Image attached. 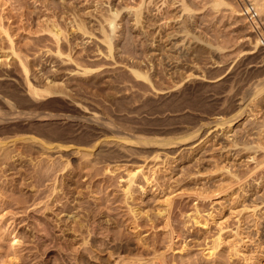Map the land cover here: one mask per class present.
Returning <instances> with one entry per match:
<instances>
[{"label": "rangeland", "instance_id": "1", "mask_svg": "<svg viewBox=\"0 0 264 264\" xmlns=\"http://www.w3.org/2000/svg\"><path fill=\"white\" fill-rule=\"evenodd\" d=\"M258 1L264 6V1ZM241 15L236 0H0V100L15 103L21 98L31 99L25 87L29 83L42 90L51 86L53 89H48L53 96L43 94L39 103H52L53 109L61 107L58 113L64 115L89 118L90 124L99 119L121 135L133 137L123 144L110 134L92 148L89 135H77L59 139L64 148L55 150L52 144L58 142L44 145L28 140L31 133L18 131L20 126L13 127V133L0 128V264H53L58 254L66 262H74L68 260L72 255L58 248H37V239L42 236L30 226L33 218L45 214L43 203L50 183L60 181L57 172L50 177L55 178L38 183L36 166L40 163L45 168L50 162L65 165L66 161L73 182L82 183L78 199L87 209L99 210L101 225L119 235L117 241L104 237L105 243L115 241L107 245V251L122 245L118 254L124 258L128 253L123 248L129 244L128 248L138 250L129 253L132 259L141 255L148 260L171 247V254L167 251L163 255L174 264H264V53L257 43L259 34L264 36V13L258 12L259 33H254ZM111 18L116 28L113 32L108 25ZM1 30L6 31L11 44ZM57 30L62 34L53 38L49 32ZM103 33L110 34L109 39L106 36L111 42L110 54L108 41L105 45L102 42ZM10 45L14 55L9 53ZM83 68L88 73L83 74ZM135 71L142 77H135ZM242 97L241 106H235ZM4 110L0 108V112ZM185 133L192 135L188 138ZM147 136H163L172 143L166 147L136 143V139ZM98 145L116 155L114 160L96 163L93 156L82 159L80 152L85 154L89 149L93 153ZM156 153L157 159L149 158ZM138 166L148 177V184H144L147 195L142 199L149 205L135 204L144 207L143 211L147 208L146 214L154 221L147 222L141 216L134 230L123 205L122 188L128 170ZM167 192L175 196L168 221L164 213L153 214L163 212L160 197ZM151 193L161 201L153 204ZM169 234L173 237L171 245L167 242L171 240ZM13 236L18 245H11ZM139 237L147 242L149 251L135 247ZM213 244L218 246L217 253L209 256ZM106 256L104 253L102 259L110 264L112 260Z\"/></svg>", "mask_w": 264, "mask_h": 264}, {"label": "bare ground", "instance_id": "2", "mask_svg": "<svg viewBox=\"0 0 264 264\" xmlns=\"http://www.w3.org/2000/svg\"><path fill=\"white\" fill-rule=\"evenodd\" d=\"M222 1V0H221ZM244 1V3H245V5L246 6H253L255 9H256V7H257V4H258V0H243ZM262 2L264 1V0H261ZM200 3V2H199ZM178 4V3H177ZM225 4V3H224ZM259 7H258V9H259V11L258 12H260V14H262V13H264V6H261V3L259 2ZM199 5V4H198ZM214 5H215V3H214ZM220 5H221V3H220ZM229 5V4H228ZM231 5V4H230ZM263 5H264V2H263ZM208 6V5H207ZM211 6V5H210ZM209 6V7H210ZM215 7V6H214ZM211 9V8H210ZM229 9V8H228ZM232 9V8H231ZM211 11H213V10H211ZM114 12V11H113ZM113 12H112V14H113ZM256 12H257V10H256ZM257 12V13H258ZM118 13V12H117ZM138 13V12H137ZM140 13V12H139ZM190 13V12H189ZM111 14V15H112ZM231 14H233V13H231ZM234 14H235V12H234ZM240 14H242V13H240ZM99 15V14H98ZM136 15V14H135ZM236 15H238V14H236ZM243 15H245V14H242L241 16H243ZM110 16V15H109ZM116 16V14L113 16V17H115ZM139 16V15H138ZM184 16V15H183ZM108 17V16H107ZM180 18V17H179ZM260 18V17H259ZM112 19V18H111ZM109 20L108 21V25L111 27V31H109V32H113V30L115 29L116 30V28H114V22H113V19L112 20ZM221 19H222V17H221ZM106 20V19H105ZM104 20V21H105ZM115 20V19H114ZM188 20V19H187ZM84 21V20H83ZM178 21V20H177ZM200 21V20H199ZM107 22V21H106ZM219 22V21H218ZM237 23V22H236ZM106 24V23H105ZM215 24V23H214ZM100 25V24H99ZM77 26V25H76ZM107 26V25H106ZM108 26V27H109ZM53 27H54V24H53ZM102 27V26H101ZM47 28V27H46ZM51 28H52V26H51ZM55 28V27H54ZM103 28H104V26H103ZM213 28V27H212ZM56 29V28H55ZM81 29V28H80ZM82 29H84V28H82ZM110 29V28H109ZM108 29V30H109ZM113 29V30H112ZM193 29V28H192ZM195 29V28H194ZM229 29V28H228ZM51 30H53V28L51 29ZM101 30H102V28H101ZM185 30V29H184ZM2 32H3V34H5V37H7V41L11 44L12 42H11V40H10V37L7 35V33H6V31L5 30H1ZM45 31H47V30H45ZM50 31V30H49ZM48 31V32H49ZM103 31H104V33H106V31L103 29ZM103 31H101L100 33H102ZM53 32V34L51 35V36H53V38L54 37H60V35L62 34L61 33V31L59 32L58 30L57 31H55L56 33H54V31H51V32H49L50 34ZM171 32V31H170ZM184 32H186V31H184ZM188 32V31H187ZM103 33V34H104ZM182 33V32H181ZM240 33V32H239ZM103 34H101L102 36H103ZM65 35V34H64ZM105 35V34H104ZM110 35V34H106L105 35V37L103 36L102 38V42L104 43V41L106 42V41H108V42H106V44H107V50L109 51V54H110V51H111V42H109V40H107V39H109L110 37H108V36ZM181 35V34H180ZM187 35V34H186ZM91 36V35H90ZM106 36L108 37L107 39H106ZM209 37H211V36H209ZM233 37V36H232ZM105 38V39H104ZM113 39V38H112ZM248 39V38H247ZM53 40H55L56 41V39H53ZM196 40V39H195ZM249 40V39H248ZM58 41V40H57ZM65 41V40H64ZM224 42V41H223ZM256 42H257V40H256ZM55 43H57V42H55ZM82 43V42H81ZM141 43V42H140ZM200 43V42H199ZM257 43H259V42H257ZM256 43V44H257ZM110 44V45H109ZM182 44V43H181ZM196 44V43H195ZM104 45H105V43H104ZM204 45V44H203ZM207 45V44H206ZM12 45H10V49L11 50H9V51H11V52H9V53H11V55L13 54L14 55V52L12 53V51H13V49H12V47H11ZM216 46V45H215ZM211 47V46H210ZM217 47V46H216ZM226 47V46H225ZM254 47V46H253ZM235 48V47H234ZM206 49V48H205ZM182 50V49H181ZM48 51V50H47ZM58 51V50H57ZM262 53H264L262 50H260ZM85 52V51H84ZM99 52V51H98ZM221 52H222V50H221ZM251 52V51H250ZM55 53H57V52H55ZM8 54V53H7ZM15 54H17V53H15ZM58 54V53H57ZM53 55H55V54H53ZM61 55V54H60ZM67 55V54H66ZM105 55V54H104ZM136 55V54H135ZM139 55V54H138ZM15 57H16V55H15ZM20 57V56H19ZM8 58V57H7ZM18 58V57H17ZM59 58V57H58ZM25 59H27V58H25ZM67 59V58H66ZM234 59V58H233ZM17 60V59H16ZM68 60H69V58H68ZM20 61V60H19ZM6 62V61H5ZM146 62V61H145ZM224 62V61H223ZM19 63H21V62H19ZM216 64V63H215ZM258 64V63H257ZM20 65V64H19ZM23 64L21 63V65L20 66H22ZM26 65V64H25ZM68 65V64H67ZM134 66V65H133ZM190 66V65H189ZM23 67V66H22ZM151 67V66H150ZM230 67V66H229ZM23 70L25 69H27V68H22ZM54 69V68H53ZM86 69V68H85ZM84 68H83V70H81L82 72L84 71L85 73H88V70L86 71ZM75 70V69H74ZM76 71V70H75ZM91 71V70H90ZM131 71V70H130ZM133 71V70H132ZM263 71H264V68H263ZM27 72V71H26ZM25 72V73H26ZM84 72H83V74H84ZM81 73V72H80ZM90 73V72H89ZM140 73V72H139ZM138 72H133V74H134V76L136 75L137 77H142V75L141 74H139ZM184 73V72H183ZM264 73V72H263ZM23 74V73H22ZM52 74V73H51ZM82 74V75H83ZM27 75V74H26ZM26 75H25V78H28V77H26ZM46 76V75H45ZM135 76V77H136ZM170 76V75H169ZM186 76V75H185ZM179 77V76H178ZM188 77V76H187ZM143 78H144V76H143ZM146 78V77H145ZM11 79V78H10ZM27 80V79H26ZM26 80H25V82H26ZM215 80V79H214ZM15 81V80H14ZM136 81V80H135ZM149 81V80H148ZM213 81V80H212ZM28 82V81H27ZM26 82V83H27ZM256 82H258V81H256ZM28 84V83H27ZM48 84V83H47ZM62 84V83H61ZM242 84V83H241ZM53 85V84H52ZM151 85V84H150ZM37 86V85H36ZM46 86V85H45ZM256 86V85H255ZM254 86V87H255ZM25 87H28V92L26 93V94H28L29 93V96H31V99H26V98H21V99H19V100H15L16 102L15 103H13V102H11V101H9V100H6V98H5V100L3 99V101H1L0 100V108H5V110H4V112H0V128H4V129H6L7 131H9L10 133H13L15 130H14V128L13 127H19L20 126V129H18V131H23V132H28V133H31V134H29V137L27 138L28 140H32V141H41L44 145H51L52 143H54V142H58L57 144H56V146L54 145V144H52V146L54 147V149L56 148V149H62V148H64L63 146H61L62 144V142L63 141H61V140H59V139H67V138H70L71 136H77V135H80V136H87V135H89L90 136V139H91V141L93 142H90L92 145H90V143H89V146H91L92 148H95L96 147V145L97 144H99L98 143V140L99 139H101L102 140V138L103 137H106V136H110V134L112 135V137H113V139H115V140H117V142H121V143H123L124 144V142H125V144H126V142H130V139L131 138H133V137H129L130 136V134H128L129 136V138H127L124 134H122L121 135V133H118V132H116V131H114V130H112L110 127H111V125L109 126H107L106 124H108L107 122H106V124H105V122L103 121V123H99L98 121H100L99 119H98V121L96 122V121H92V123L90 124V122H91V120L88 118V121H90L89 123H88V121H86V119L85 118H82V116H80V118L79 117H74V116H68V113H66L67 115H64V114H61V113H58V111H60L61 110V107L59 108H54L53 109V105H52V103H39V100H40V98L42 99H44V97H42V96H44L43 94H46L47 96L49 95V97H50V95L53 93V92H50L49 91V89L48 88H52L51 86L49 87H44V89L42 90V89H40V88H35L34 87V85H33V87H32V85L30 86V83H29V85H27V86H25ZM39 87V86H38ZM217 88V87H216ZM40 89V90H39ZM53 89V88H52ZM228 89V88H227ZM56 90V92H57V89H55ZM54 90V91H55ZM248 90V89H247ZM250 90V89H249ZM254 90V89H253ZM262 90V89H261ZM52 91V90H51ZM60 91V90H59ZM252 91V90H251ZM250 91V92H251ZM55 92V93H56ZM61 93V92H60ZM59 94V93H58ZM56 95V94H55ZM61 95H63V93L61 94ZM65 95V94H64ZM248 95V94H247ZM250 95V94H249ZM52 96H53V94H52ZM143 96V95H142ZM46 97V96H45ZM63 97V96H62ZM67 97V96H66ZM226 97V96H225ZM225 97H224V100H225ZM2 98V97H1ZM239 99V103H236L235 104V106H237V107H240L241 106V103L243 102V97L242 98H238ZM237 101V100H236ZM226 102V101H225ZM72 104V103H71ZM57 105V104H56ZM81 105V104H80ZM243 105V104H242ZM2 106V107H1ZM69 106V105H68ZM247 106V105H246ZM18 108H21V109H25V110H27V112H25V111H22V112H19V111H17V109ZM65 108V107H64ZM82 108H84V107H82ZM3 110V109H2ZM19 110V109H18ZM36 110L37 111H39V110H41L42 112H39L38 114H35L36 113ZM85 110V109H84ZM34 111H35V113H34ZM44 111V112H43ZM45 111H47V112H45ZM238 111V110H237ZM87 112V111H86ZM224 112V111H223ZM34 113V114H33ZM240 114V113H239ZM79 115V114H78ZM182 115V114H181ZM93 117V116H92ZM106 117V116H105ZM236 117H238V116H236ZM235 117V118H236ZM96 118V117H95ZM148 118V117H147ZM85 119V120H84ZM94 119V118H93ZM218 119V118H217ZM233 119V118H232ZM53 121H55L54 123H52ZM56 121H57V123H56ZM102 121V120H101ZM87 122V123H86ZM201 122V121H200ZM232 123H233V120L231 121ZM247 122V121H246ZM248 123V122H247ZM113 124V123H112ZM122 124V123H121ZM128 125V124H127ZM130 125V124H129ZM199 125V124H198ZM118 126V125H117ZM149 126V125H148ZM184 127H186V126H184ZM149 128V127H148ZM155 128V127H154ZM159 128V127H158ZM162 128V127H161ZM195 128V127H194ZM197 128V127H196ZM195 128V129H196ZM199 128V127H198ZM220 128V127H219ZM119 128H116V130H118ZM194 129V130H195ZM240 129V128H239ZM197 130V129H196ZM2 131V130H1ZM239 131V130H238ZM254 131V130H253ZM119 132H121V131H119ZM191 132V131H190ZM189 132V133H190ZM193 132H196V131H193ZM256 132H257V130H256ZM16 133H17V131H16ZM76 133V135H74ZM108 133H109V135H108ZM192 133V132H191ZM107 134V135H106ZM186 135H187V133H185ZM207 134V133H206ZM234 134V133H233ZM7 135V134H6ZM5 135V136H6ZM21 135H23V134H21ZM31 135H35V136H31ZM190 135H192V134H190ZM190 135H187L188 136V138H189V136ZM237 135V134H236ZM2 136H4V135H2ZM1 136V137H2ZM14 136V135H13ZM24 136V135H23ZM80 136H79V138H80ZM83 136V137H84ZM134 136V135H133ZM153 136V135H152ZM187 136H185V137H187ZM203 136V135H202ZM21 137V136H20ZM151 137V136H150ZM232 137V136H231ZM16 138H17V136H16ZM44 138L46 139V140H44ZM78 138V137H77ZM141 138V137H140ZM136 139V140H138V142H136L137 144H142V145H150L151 144V146L152 145H154V146H156V147H166V146H168V145H170L172 142H170V140H167V139H164V137L162 136V138H161V136L158 138H154V137H152V138H149L148 136L145 138V137H143L142 139ZM149 138V139H148ZM166 138V137H165ZM174 138V137H173ZM180 138H181V136H180ZM184 138V137H183ZM8 139V138H7ZM26 139V140H27ZM38 139V140H37ZM65 139V140H66ZM75 139V138H74ZM74 139L72 140V142L74 141ZM104 139V138H103ZM200 139V138H199ZM1 140V139H0ZM17 140V139H16ZM21 140V139H20ZM61 141V142H59V141ZM87 140H89V139H87ZM135 140V141H136ZM180 141L182 140V139H179ZM185 140V139H184ZM204 140V139H203ZM215 140V139H214ZM246 140V139H245ZM70 141V140H69ZM75 141H76V139H75ZM78 141H80V140H78ZM85 141V140H84ZM104 141V140H103ZM232 141V140H231ZM3 142V141H2ZM16 142V141H15ZM66 142V141H65ZM86 142V141H85ZM101 142V141H100ZM115 142V141H114ZM183 142V141H182ZM199 142V141H198ZM197 142V144H193L192 145V148H194V147H196L199 143ZM254 142V141H253ZM256 142V141H255ZM4 143V142H3ZM64 143V142H63ZM67 144H68V142H66ZM65 143V144H66ZM80 143V142H79ZM82 143H83V141H82ZM102 143V142H101ZM121 143H120V145H121ZM178 143H180V142H178ZM196 143V142H195ZM234 143H236V142H234ZM70 144V143H69ZM68 144V145H69ZM74 144H76V142H73V145ZM85 144V143H84ZM181 144V143H180ZM243 144V143H242ZM87 145V144H86ZM2 146V145H1ZM43 146V145H42ZM70 146H72V144L70 145ZM77 146V145H76ZM88 146V145H87ZM123 146V145H122ZM69 147V146H68ZM82 147V146H81ZM90 147V150L92 149ZM137 147V146H136ZM148 147V146H147ZM249 147V146H248ZM247 147V148H248ZM256 147V146H255ZM12 148V147H11ZM77 148H78V146H77ZM189 148V147H188ZM32 149V148H31ZM49 149H51V151L53 150L52 148H48V151H49ZM55 149V150H56ZM81 149V148H80ZM122 149V148H121ZM121 149H118V150H120L121 151ZM152 149V148H151ZM174 149V148H173ZM234 149V148H233ZM245 149V148H244ZM251 149V148H250ZM45 150H47V149H45ZM67 150V149H66ZM93 150V149H92ZM140 150V149H139ZM222 150H224V149H222ZM229 150V149H228ZM54 151V150H53ZM58 151V150H57ZM57 151H55V153L57 152ZM123 151V150H122ZM143 151V150H142ZM1 152V151H0ZM47 152V151H46ZM80 152V151H79ZM107 151H105V150H103L102 148H101V145L99 146L98 145V147L96 148V150H94V152L92 153V151H89V149H88V151H85V154L83 153V152H80V153H82V159H84V157L87 159L88 157H92L93 156V161H96V163L97 162H100V160L102 159H105V160H108L109 161V159H113V157H115V156H112L113 155V153H112V155L110 154V152L109 153H106ZM59 153V152H58ZM144 153V152H143ZM149 153V152H148ZM12 154V153H11ZM21 154V153H20ZM29 154V153H28ZM92 154V155H91ZM109 154V155H108ZM142 154V153H141ZM150 154V153H149ZM40 155V154H39ZM125 155V154H124ZM168 155V154H167ZM187 155V154H186ZM204 155V154H203ZM30 156V155H29ZM59 156H60V154H59ZM137 156V155H136ZM159 156V154L158 153H156V154H151V156H149V158L151 157V158H153V159H155L156 157H158ZM60 157H62V156H60ZM148 157V156H147ZM164 157H165V155H164ZM47 158V157H46ZM57 158H59V157H57ZM139 158V157H138ZM60 159V158H59ZM91 159V158H90ZM110 160V161H113V160ZM140 159V158H139ZM157 159V158H156ZM11 160V159H10ZM92 160V159H91ZM90 160V161H91ZM118 159L116 158L115 159V162L117 161ZM123 160H124V158H123ZM145 160V159H144ZM44 161V160H43ZM48 162V160H46L45 159V161L44 162ZM55 161V160H54ZM60 161V160H59ZM92 161V162H93ZM195 161H196V159H195ZM263 162H264V160H262ZM36 162V161H35ZM40 162L42 163V160H40ZM89 162V161H88ZM102 162V161H101ZM104 162V161H103ZM199 162V161H198ZM208 162V161H207ZM262 162V163H263ZM49 163V162H48ZM47 163V164H48ZM66 164L64 165V163L62 162H60L59 164L61 165H63V167H62V165H61V167L59 168V164L58 163H54V162H50L47 166H45V168H43L44 166H42V165H40V163H38V165L36 166L37 168H36V170H35V174H36V179H38L39 181H38V183L40 182H42L44 179H52V178H50L51 176H52V173H56L57 174V172H60V181H56V179H53L52 181H53V183L51 182L50 184V192H49V194H47V196H45L46 197V201L44 200V203H43V208H44V210H45V214L43 215V216H41V217H39V218H33V220L31 221V225L30 226H32V228L33 229H35V231H36V233L37 234H41V235H39V237L40 236H42V237H40L39 239H37L38 241H39V244H38V247L37 248H42L43 247V250H44V248H47V249H51V248H58L57 250L59 251H61L62 253H67V255H68V253H69V255L71 256L72 255V257H70V259H68V260H72V261H74V262H72V264H106V262L104 263V258L102 259V257H103V254L105 253V256L107 257V260L109 259H111L112 260V262H110V264H132V263H134V264H146V263H148L147 261L150 259V262L152 261L153 263L154 262H157L156 264H174L171 260V262L169 261L168 262V258H166V260H165V258H164V255H165V252L167 253V251H169V254H171L170 253V250H173V249H171V247H166L165 248V250L168 248V250H166V251H163L164 252V255H163V252H162V254L161 255H159V256H155L153 259L155 260H151L152 258H149L148 260L146 259V260H144L145 259V257L142 259V257H140L141 255L140 254H137V255H140V256H136V258H135V256H133V258L134 259H132L130 256H129V253L131 254V251H134L133 253L135 254V249L134 248H132L131 246H129V248H128V242H127V244L128 245H126V241H125V244H123L125 247L123 248L124 249V251H126L128 254L124 257V258H122V257H120L119 256V254H118V248L120 249V248H122V245H120L121 247H118V248H114V249H112V248H109L110 249V251H107V245L108 244H110L111 243V241L112 240H118V238H119V235H117V233H114V231L113 232H110L109 231V228H108V226L105 228V227H103L102 225H101V223H100V221H99V217H102L103 215H102V213L98 210V211H96V210H94V209H87L88 207L86 206V207H84V201L82 202L80 199H78V197H77V195H80L81 194V189L79 190V188H80V186L82 185V183H81V185H79L78 184V182L76 183V182H73V177L71 176L72 175V171L70 170V169H68V168H71V167H68L69 166V163L66 161L65 162ZM123 163V162H122ZM203 163V162H202ZM44 164V163H43ZM57 164H58V166H57ZM92 164V163H91ZM103 164V163H102ZM106 164V163H105ZM193 164V163H192ZM199 164V163H198ZM259 164H261V162H259L258 163V165ZM46 165V164H45ZM89 165V164H88ZM95 165V164H94ZM113 165V164H112ZM200 165V164H199ZM263 166H264V164H262ZM105 166V165H104ZM187 166V165H186ZM257 166V165H256ZM88 167V166H87ZM93 167V166H92ZM108 167V166H107ZM124 167V166H123ZM134 167V166H133ZM259 167H261V166H259ZM258 167V168H259ZM79 168V167H78ZM86 168V167H85ZM42 169H44V170H42ZM80 169V168H79ZM81 169H82V167H81ZM107 169V168H106ZM113 169H114V166H113ZM217 169V168H216ZM220 169V168H219ZM87 170V169H86ZM90 170V169H89ZM115 170V169H114ZM117 170V169H116ZM162 170V169H161ZM196 170V169H195ZM79 171V170H78ZM83 171V170H82ZM105 172L104 173H113L112 171H109V170H104ZM203 171V170H202ZM254 171V170H253ZM264 171V170H263ZM32 172H33V170H32ZM76 172V171H75ZM88 172V171H87ZM145 172L146 171H143V169L142 168H140V166H138V167H136L135 169H132V170H128V172H127V174H126V180L124 179V186H123V188H122V195H123V202H124V204L123 205H126L127 206V210H128V215H129V217H130V222L129 223H132L133 224V226H131V227H134V225H135V227L133 228L134 230H136V228L138 229V226L140 225V223H139V219L141 218V216H142V218L144 217V218H146V219H148V220H146L147 222L149 221V222H151L152 220H151V218H153L154 219V217H151V218H149L150 216L149 215H147L146 214V209H145V211H143V209H144V207L143 208H141V206L140 205H138V203H137V205L135 204V202H139L141 205H146V203H147V205H149L148 204V202L146 201H144L143 199H142V196H144L145 194H146V192H147V190H146V192H145V189H146V187H144L146 184H148V177H147V175L145 174ZM163 172V171H162ZM171 172V171H170ZM185 172H186V170H185ZM212 172V171H211ZM222 172V171H221ZM232 172V171H231ZM30 173H31V171H30ZM34 173V172H33ZM86 173V172H85ZM159 173V172H158ZM213 173V172H212ZM253 173V172H252ZM24 174V173H23ZM59 174V173H58ZM82 174V173H81ZM102 174V173H101ZM114 174V173H113ZM201 174V173H200ZM209 174H211V173H209ZM232 175V174H231ZM114 176V175H113ZM82 177V176H81ZM90 177V176H89ZM233 177V176H232ZM55 178V177H54ZM83 178H84V176H83ZM88 178V177H87ZM119 178V177H118ZM165 178V177H164ZM192 178V177H191ZM119 179H121V178H119ZM237 179V178H236ZM59 180V179H58ZM110 180V179H109ZM109 180H105V181H109ZM112 180V179H111ZM183 180V179H182ZM37 181V180H36ZM47 181V180H46ZM81 181V180H80ZM80 181H79V183H80ZM119 181H121V180H119ZM244 181V180H243ZM25 182V181H24ZM23 182V183H24ZM50 182V181H49ZM104 182V181H103ZM150 182V181H149ZM169 182V181H168ZM176 182V181H175ZM28 183V182H27ZM31 183V182H30ZM73 183H75V187H72V185H73ZM111 183V182H110ZM235 183V182H234ZM233 183V184H234ZM25 184H26V182H25ZM106 184V183H105ZM119 184V183H118ZM145 184V185H144ZM221 184V183H220ZM227 184V183H226ZM27 185H29V186H31L29 183L27 184ZM36 185V184H35ZM34 185V186H35ZM39 185H41V184H39ZM110 185V184H109ZM169 185V184H168ZM229 185H230V183H229ZM26 186V185H25ZM34 186H31V188L33 189L34 188ZM42 186H44L43 184H42ZM48 186V185H47ZM120 186V185H119ZM232 186V185H231ZM36 187H37V185H36ZM83 187V186H82ZM108 187V186H107ZM106 187V188H107ZM149 187H150V185H149ZM153 187V186H152ZM160 187V186H159ZM225 187V186H224ZM47 188H49V186L47 187ZM37 189H38V187H37ZM163 189V188H162ZM218 189V188H217ZM228 189V188H227ZM34 190H36V189H34ZM151 190V189H150ZM172 190V189H171ZM38 191V190H37ZM202 191V190H201ZM30 192H31V190H30ZM164 192V191H163ZM172 192V191H171ZM171 192H170V194L168 193H165V194H163V196L162 197H160V198H162V203L164 204V209H162L163 210V212L162 211H158L157 210V212L156 213H153V214H157L158 216H163V213L165 214L163 217H165L166 219H167V221H168V218H169V214L171 213V211L173 210V208L175 207L174 206V200H173V198H175V196L173 197V196H171ZM196 192V191H195ZM194 192V193H195ZM204 192V191H203ZM34 193H36V191H34ZM162 193V192H161ZM224 193V192H223ZM30 194V193H29ZM76 195V197L74 198L73 197V195ZM196 194V193H195ZM32 195V194H31ZM83 195V194H82ZM147 195V194H146ZM151 195H152V193H151ZM155 195V194H154ZM154 195H152V196H154ZM160 195V194H159ZM177 195V194H176ZM179 195V194H178ZM186 195V194H185ZM192 195V194H191ZM198 195V194H197ZM200 195V194H199ZM203 195V194H202ZM69 196V197H68ZM81 196V195H80ZM93 196V195H92ZM181 196V195H180ZM203 196H205V195H203ZM208 196V195H207ZM145 197V196H144ZM155 197V198H154ZM154 197H149L150 198V201L153 203V204H156V203H158V200L159 201H161L159 198H157L156 196H154ZM179 197V196H178ZM39 198V197H38ZM115 198V197H114ZM148 198V199H149ZM29 199V198H28ZM96 200V199H95ZM41 201V200H40ZM149 201V200H148ZM149 201V202H150ZM123 202H121V204L123 203ZM161 203V202H160ZM159 203V204H160ZM38 204V203H37ZM40 204V203H39ZM85 204H87V202L85 203ZM42 205V204H41ZM147 207V206H146ZM150 207H152V205H150ZM90 208V207H89ZM158 207H156V209H157ZM181 208V207H180ZM160 210V209H159ZM34 211V210H33ZM156 211V210H155ZM182 211V210H181ZM149 212H151V211H149ZM196 212V211H195ZM183 213V212H182ZM151 214V213H150ZM172 214V213H171ZM102 215V216H101ZM157 215H154V216H156L157 217ZM192 215V214H191ZM195 215V214H194ZM198 215V214H197ZM40 216V215H39ZM153 216V215H152ZM200 216V215H199ZM31 217V216H30ZM106 217V216H105ZM128 217V218H129ZM104 218V217H103ZM127 218V219H128ZM163 219V218H162ZM194 219V218H193ZM116 220V219H115ZM143 221H144V219H142ZM110 221V220H109ZM108 221V222H109ZM114 221V220H113ZM154 221V220H153ZM153 221H152V223H153ZM167 221H165V224L167 223ZM194 221V220H193ZM196 221V220H195ZM24 222V221H23ZM106 222V221H105ZM195 223H197V222H195ZM127 224V223H126ZM131 224V225H132ZM207 224V223H206ZM115 225V224H114ZM167 225V224H166ZM170 225V224H169ZM106 226V225H105ZM116 226V225H115ZM121 227V226H120ZM169 227H171V226H169ZM206 227V226H205ZM31 228V227H30ZM168 228V227H167ZM172 228V227H171ZM170 229V228H169ZM102 231H103V233H102ZM104 232H106V233H104ZM133 233V232H132ZM136 233V232H135ZM140 233V232H139ZM170 233V232H169ZM57 234H59V235H57ZM106 234V235H105ZM171 234V233H170ZM170 234H169V236H170ZM105 235V236H104ZM118 236V238H117V236ZM137 235V234H136ZM140 235V234H139ZM168 235V234H167ZM24 236V235H23ZM100 236H102L103 238H101ZM168 236V237H169ZM35 237V236H34ZM104 237H109L108 238V241H109V239H112V240H110V243H105L104 242ZM171 237V240H169V239H167L168 241V243L170 244V242L173 240L172 238V236H170ZM33 238V237H32ZM77 238H79V240L81 241L80 242V244L78 243V239ZM81 238V239H80ZM120 238H121V236H120ZM154 239V238H153ZM116 240V241H117ZM134 240H136V238L134 239ZM155 240V239H154ZM154 240H153V242H154ZM12 243H11V245L12 246H14V244L13 243H15L16 245H18L17 243H18V241L19 240H16V236L14 237H12ZM22 241V240H21ZM136 241H138L137 243H136V245L137 244H139L138 246H135V247H141V248H143V249H145V248H147L145 251H149V249H148V245H147V242L144 240V238H137V240ZM146 243H145V242ZM157 241V240H156ZM37 242V241H36ZM113 242V241H112ZM115 242V241H114ZM113 242V243H114ZM119 242V241H118ZM121 242V241H120ZM119 242V243H120ZM151 242V241H150ZM20 243V242H19ZM78 243V244H77ZM117 243V242H116ZM155 243V242H154ZM219 243V242H218ZM34 244V243H33ZM150 244V243H149ZM153 244V243H152ZM168 244V245H169ZM171 244H172V242H171ZM170 244V245H171ZM117 246H118V243L116 244ZM116 245H115V247H116ZM132 245V244H131ZM157 245V244H156ZM167 245V246H168ZM169 245V246H170ZM214 245V244H213ZM215 245H217V244H215ZM214 245V246H215ZM112 246H114L113 244H112ZM149 246H151V245H149ZM214 246H212L213 247V250H212V248H211V250L209 251V253L210 254H208L209 256L211 255H214V253H215V251H216V248L218 247H214ZM132 249H131V248ZM134 247V246H133ZM154 247V246H153ZM153 247L151 246V248L153 249ZM172 248H173V246H172ZM47 249H45V250H47ZM112 249V250H111ZM155 249V248H154ZM37 250V249H36ZM42 250V251H43ZM139 250H140V248H139ZM157 250V249H156ZM40 251V250H39ZM119 251H121V249L119 250ZM138 251V250H137ZM137 251H136V253H137ZM144 251V250H143ZM143 251L141 250V252H142V255H143ZM141 252H138V253H141ZM153 252L155 253L156 251L155 250H153ZM117 253V254H116ZM216 253H217V251H216ZM13 254V253H12ZM15 254V253H14ZM114 254H116V256L114 257ZM126 254V253H125ZM236 254V253H235ZM131 255H133V254H131ZM155 255H156V253H155ZM158 255V254H157ZM152 256H154V255H152ZM39 257V256H38ZM64 257V256H63ZM62 257V255H59L58 254V256L57 257H55V259L54 260H52L53 262V264H70V261H68V262H66L67 261V259H64ZM126 257H130L131 259H125ZM166 257H168V256H166ZM170 257V256H169ZM69 258V257H68ZM113 258V259H112ZM13 259V258H12ZM19 259V258H18ZM157 260V261H156ZM13 261V260H12ZM151 262V263H152ZM219 262V261H218ZM42 263V262H41ZM41 263H38V264H41ZM150 263V264H151ZM43 264V263H42ZM149 264V263H148Z\"/></svg>", "mask_w": 264, "mask_h": 264}, {"label": "built area", "instance_id": "3", "mask_svg": "<svg viewBox=\"0 0 264 264\" xmlns=\"http://www.w3.org/2000/svg\"><path fill=\"white\" fill-rule=\"evenodd\" d=\"M240 4V13L245 14L242 17L247 22L248 26L251 27L254 33L260 31V18L256 9L253 6H246L243 0H236ZM259 49L264 52V36L259 34L258 39Z\"/></svg>", "mask_w": 264, "mask_h": 264}]
</instances>
